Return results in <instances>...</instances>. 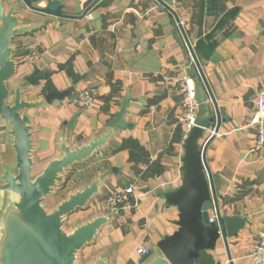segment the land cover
<instances>
[{
	"label": "crops",
	"instance_id": "1",
	"mask_svg": "<svg viewBox=\"0 0 264 264\" xmlns=\"http://www.w3.org/2000/svg\"><path fill=\"white\" fill-rule=\"evenodd\" d=\"M16 1L6 0V5ZM52 1L35 5L46 7ZM170 1L212 90L215 102L203 84L200 90L208 113L216 120L218 109L224 119L207 160L222 213L245 218L244 227L229 238L230 255L234 264H254L250 255L264 228V148L254 150L257 129L250 120L257 93L264 89V0ZM61 11L74 17L26 7L17 12L24 25L44 24L14 39L19 65L12 88L32 73H43L25 89L26 97L35 100L48 89L70 88L80 77L71 97L30 111L35 158L41 164L58 153L57 139L74 116L79 114L72 140L80 144L106 130L124 98L130 97L126 120L132 128L119 129L107 147L75 164L65 183L83 185L110 172L101 195L69 215L68 221L75 217L74 225L107 213L102 202L115 190L134 189L131 202L81 254L86 263L109 250V264H140L138 246L155 251L161 239L178 229V209L164 198L183 179L186 127L178 80L191 74L197 87L200 76L174 15L157 0H62ZM33 47L38 56L28 63L24 58ZM88 88L97 91L94 101L86 107L72 104L77 93ZM214 129L205 131L202 146ZM5 130L0 118V153L6 150ZM136 143L142 151L134 150ZM208 252L216 262L230 264L222 238Z\"/></svg>",
	"mask_w": 264,
	"mask_h": 264
},
{
	"label": "water",
	"instance_id": "2",
	"mask_svg": "<svg viewBox=\"0 0 264 264\" xmlns=\"http://www.w3.org/2000/svg\"><path fill=\"white\" fill-rule=\"evenodd\" d=\"M39 1L17 0L7 6L6 0H0V118L6 123L2 134L6 138V150L0 153V264H81L82 250L95 242L102 228L109 225L116 214L99 212L70 229L68 217L79 209H86L101 195L110 172L99 174L52 208L47 200L65 183L68 171L75 164L107 147L119 129L132 128L126 120L130 97L124 98L121 109L108 122L106 130L80 144L72 140L79 114L74 116L67 131L57 139L58 153L36 169L35 120L30 111L71 97L80 79L77 77L74 85L63 91L48 89L35 100L26 97L25 89L36 84L43 73H32L12 88L11 81L16 78L19 65L14 58V39L44 24L24 25L17 12L26 7L47 15L74 17L61 11L62 0H54L46 7L36 6ZM157 1L174 15L195 61L200 76L195 87L198 113L183 144L182 184L164 194L167 203L178 209V229L161 239L157 250L144 255L140 264H199L201 252L214 251L220 238L227 248L230 264H234L228 242L244 227L245 218L222 213L207 160L208 147L224 119L218 109L216 120L208 113L200 92L202 86L215 102L214 96L177 11L170 0ZM213 126V135L202 146L200 141L205 131ZM210 210L216 213L214 222L209 221ZM109 257L110 251L106 250L83 264H109Z\"/></svg>",
	"mask_w": 264,
	"mask_h": 264
},
{
	"label": "built area",
	"instance_id": "3",
	"mask_svg": "<svg viewBox=\"0 0 264 264\" xmlns=\"http://www.w3.org/2000/svg\"><path fill=\"white\" fill-rule=\"evenodd\" d=\"M37 56V47H33L24 60L28 63H33L36 61ZM178 91L181 96V104L183 108L181 120L186 127L187 133L192 126L195 125L198 113L195 82L191 74L187 73L178 80ZM96 96V89L88 88L79 91L71 102L78 107H86L94 101ZM250 125L255 126L257 129L254 150H262L264 148V89L257 93L255 99V112L250 120ZM133 192L134 189L131 186L115 190L104 200V208L108 212L116 213L120 208L125 207L131 202ZM215 220L216 213L214 210H210L209 221L214 222ZM151 251L152 248L147 245H141L136 248V254L140 257L149 254ZM250 256L254 264H264V228L260 230Z\"/></svg>",
	"mask_w": 264,
	"mask_h": 264
},
{
	"label": "rangeland",
	"instance_id": "4",
	"mask_svg": "<svg viewBox=\"0 0 264 264\" xmlns=\"http://www.w3.org/2000/svg\"><path fill=\"white\" fill-rule=\"evenodd\" d=\"M12 84H13V81H11V86H12ZM42 166V164H41V162L39 161V160H36V169H38V168H40ZM82 185H81V182H79V183H76L75 185H73V186H68L67 185V183H65V184H63V185H61V187H60V189L54 194V195H52V196H50L49 198H48V200H47V203L49 204V206L52 208V207H54L57 203H59L60 201H62L63 199H65L66 197H67V195L70 193V192H73V191H75L76 189H78L79 187H81ZM110 195H108L107 197H109ZM106 197V198H107ZM102 203H104V201L102 202ZM104 206V205H103ZM107 211V210H106ZM104 213V212H103ZM107 213H109L108 211H107ZM75 217H72L71 219H70V221H68L67 222V226H68V228L70 229V228H72V227H74L75 225H77V224H75L74 225V223H75V219H74ZM90 218V217H89ZM86 220V219H85ZM82 256H81V264H83L84 263V261H85V259L86 258H84V253L83 254H81Z\"/></svg>",
	"mask_w": 264,
	"mask_h": 264
},
{
	"label": "trees",
	"instance_id": "5",
	"mask_svg": "<svg viewBox=\"0 0 264 264\" xmlns=\"http://www.w3.org/2000/svg\"><path fill=\"white\" fill-rule=\"evenodd\" d=\"M133 148L135 151L143 150L138 143H136ZM199 264H220V263L216 262L208 251H202L199 258Z\"/></svg>",
	"mask_w": 264,
	"mask_h": 264
}]
</instances>
